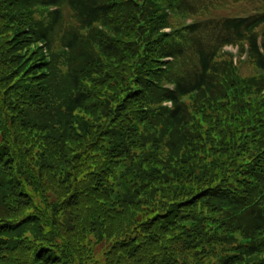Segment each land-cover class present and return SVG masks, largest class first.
Returning a JSON list of instances; mask_svg holds the SVG:
<instances>
[{"label": "trees", "instance_id": "trees-1", "mask_svg": "<svg viewBox=\"0 0 264 264\" xmlns=\"http://www.w3.org/2000/svg\"><path fill=\"white\" fill-rule=\"evenodd\" d=\"M219 1L0 0V264H264V9Z\"/></svg>", "mask_w": 264, "mask_h": 264}, {"label": "rangeland", "instance_id": "rangeland-1", "mask_svg": "<svg viewBox=\"0 0 264 264\" xmlns=\"http://www.w3.org/2000/svg\"><path fill=\"white\" fill-rule=\"evenodd\" d=\"M264 9V0H220L219 3L211 9V11H214L218 14H249L253 13L257 10ZM65 13V22L63 23V27L59 32L58 37L56 40L60 42L63 38V32L64 30L68 29L70 27V22H74L73 17L70 15V12L68 8H64ZM221 54L225 57H232L235 60L239 56L240 58H244L245 60H248V62L243 63L241 67V71L243 73H254L257 71L256 66L254 63L249 61V58L246 57L245 53L241 54L238 46L234 44H226L223 43L221 46ZM237 55V56H236ZM222 57V56H221ZM108 60H111L107 58ZM112 61V60H111Z\"/></svg>", "mask_w": 264, "mask_h": 264}]
</instances>
